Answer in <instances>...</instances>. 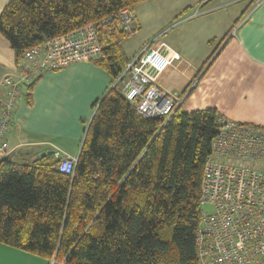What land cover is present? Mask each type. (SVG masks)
<instances>
[{"label": "trees", "instance_id": "1", "mask_svg": "<svg viewBox=\"0 0 264 264\" xmlns=\"http://www.w3.org/2000/svg\"><path fill=\"white\" fill-rule=\"evenodd\" d=\"M143 1L11 0L0 33L20 64L28 50ZM126 36L117 23L100 34L95 63L112 85L129 62ZM111 87L93 105L73 177L54 156L1 161L0 243L48 264H198L203 172L220 114L179 107L147 120Z\"/></svg>", "mask_w": 264, "mask_h": 264}, {"label": "crops", "instance_id": "2", "mask_svg": "<svg viewBox=\"0 0 264 264\" xmlns=\"http://www.w3.org/2000/svg\"><path fill=\"white\" fill-rule=\"evenodd\" d=\"M10 1L0 0V16ZM134 13L137 32L120 41L123 55L131 61L155 39L166 59L179 54L155 83L168 96H183L182 111L216 109L227 120L264 127V0H145ZM95 62L45 72L22 94L7 159L30 165L42 153L79 158L93 105L112 85ZM19 68L0 33V98L3 79ZM44 260L0 243V264Z\"/></svg>", "mask_w": 264, "mask_h": 264}, {"label": "built area", "instance_id": "3", "mask_svg": "<svg viewBox=\"0 0 264 264\" xmlns=\"http://www.w3.org/2000/svg\"><path fill=\"white\" fill-rule=\"evenodd\" d=\"M262 2L257 1L259 6ZM197 15V13L195 14ZM194 15V16H195ZM134 9L90 23L62 37L48 40L28 50L17 76H6L0 98V163L10 153L9 136L19 101L45 72L64 70L101 58L104 47L101 31L114 23L128 34L137 32ZM148 44L128 62L111 89H116L147 120L166 117L181 106L155 83L173 62ZM161 45V44H160ZM218 133L203 172L200 197L201 226L196 234L198 264H264V127L218 118ZM76 160L62 158L59 172L74 176ZM49 264H65L53 259Z\"/></svg>", "mask_w": 264, "mask_h": 264}, {"label": "water", "instance_id": "4", "mask_svg": "<svg viewBox=\"0 0 264 264\" xmlns=\"http://www.w3.org/2000/svg\"><path fill=\"white\" fill-rule=\"evenodd\" d=\"M47 156V153H42L40 156H39V158H44V157H46ZM78 162V159L76 160V163Z\"/></svg>", "mask_w": 264, "mask_h": 264}, {"label": "rangeland", "instance_id": "5", "mask_svg": "<svg viewBox=\"0 0 264 264\" xmlns=\"http://www.w3.org/2000/svg\"><path fill=\"white\" fill-rule=\"evenodd\" d=\"M39 259L41 258V257H38ZM41 259H43V258H41ZM44 260V259H43ZM44 261H46V260H44Z\"/></svg>", "mask_w": 264, "mask_h": 264}]
</instances>
